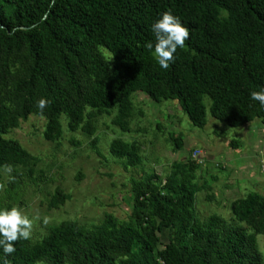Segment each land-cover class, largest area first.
I'll list each match as a JSON object with an SVG mask.
<instances>
[{"label": "trees", "instance_id": "trees-1", "mask_svg": "<svg viewBox=\"0 0 264 264\" xmlns=\"http://www.w3.org/2000/svg\"><path fill=\"white\" fill-rule=\"evenodd\" d=\"M0 0V88L9 63L19 61L11 103L0 99V167L21 164L29 153L4 135L30 113L45 118L43 136L56 140L62 117L70 131L94 132L96 113L115 107L113 122L126 130L130 96L177 100L190 123L203 127L206 105L215 119L238 127L264 123V107L251 98L264 87V0ZM165 10L189 30L184 46L164 69L158 65L151 25ZM111 56L108 63L102 54ZM40 98L50 101L43 110ZM179 145L178 143H176ZM110 153L130 164L137 151L122 139ZM164 181L148 174L133 180L130 220L105 214L92 228L62 221L42 239L0 249V264H264L256 234H264V194L233 201L236 222L194 213L196 185L174 163ZM58 189L52 204L63 201ZM167 231V241H162Z\"/></svg>", "mask_w": 264, "mask_h": 264}, {"label": "rangeland", "instance_id": "rangeland-1", "mask_svg": "<svg viewBox=\"0 0 264 264\" xmlns=\"http://www.w3.org/2000/svg\"><path fill=\"white\" fill-rule=\"evenodd\" d=\"M102 54L110 63L107 51ZM19 69V61L9 63L1 77L0 99L6 103L14 98L12 89ZM130 99L132 111L126 130L113 122L115 107L97 113L86 107L85 112H94L92 134L82 129L70 131L62 117L60 137L46 140L45 118L30 113L4 135L16 139L29 153L21 164L0 167V207L16 205L31 218L28 243L42 239L50 227L66 220L87 228L100 224L105 214L119 222L130 220L131 182L148 174L163 182L176 171L174 163H179L196 185L193 206L199 220L216 214L250 231L249 224L235 221L231 205L248 191L264 194V123L253 119L230 127L211 116L205 97L206 122L196 127L177 100L154 101L139 91ZM115 138L133 146L138 163L130 164L110 153ZM56 189L65 199L52 204ZM167 237L163 231L162 241ZM256 240L264 258V234H256Z\"/></svg>", "mask_w": 264, "mask_h": 264}, {"label": "clouds", "instance_id": "clouds-1", "mask_svg": "<svg viewBox=\"0 0 264 264\" xmlns=\"http://www.w3.org/2000/svg\"><path fill=\"white\" fill-rule=\"evenodd\" d=\"M55 3L51 0L49 7ZM155 35V43L146 44L148 48H154V53L158 65L161 68H168L174 60V53L178 47H183L185 40L189 36V30L183 24L179 16L173 14L171 10H165L159 18L151 25ZM251 98L264 107V87L259 91H253ZM50 103L46 98H40L37 106L43 110ZM32 220L18 206L10 208L0 207V249L6 254L15 252L14 241L18 239H28L31 235ZM4 264H8L5 260Z\"/></svg>", "mask_w": 264, "mask_h": 264}]
</instances>
